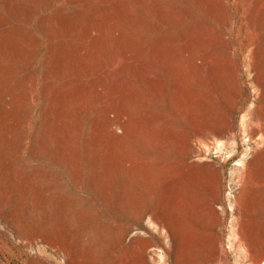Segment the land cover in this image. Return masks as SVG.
Wrapping results in <instances>:
<instances>
[{"label": "rangeland", "instance_id": "obj_1", "mask_svg": "<svg viewBox=\"0 0 264 264\" xmlns=\"http://www.w3.org/2000/svg\"><path fill=\"white\" fill-rule=\"evenodd\" d=\"M253 93L264 0H0V264H169L127 246L132 187L225 155Z\"/></svg>", "mask_w": 264, "mask_h": 264}, {"label": "crops", "instance_id": "obj_2", "mask_svg": "<svg viewBox=\"0 0 264 264\" xmlns=\"http://www.w3.org/2000/svg\"><path fill=\"white\" fill-rule=\"evenodd\" d=\"M230 110L236 125L206 135L225 155L180 154L150 177V191L132 187L135 256L153 249L169 264H264V99ZM140 194L150 206L135 212Z\"/></svg>", "mask_w": 264, "mask_h": 264}, {"label": "built area", "instance_id": "obj_3", "mask_svg": "<svg viewBox=\"0 0 264 264\" xmlns=\"http://www.w3.org/2000/svg\"><path fill=\"white\" fill-rule=\"evenodd\" d=\"M234 188L233 187H229V189L226 191V196H228L229 198H231L234 194Z\"/></svg>", "mask_w": 264, "mask_h": 264}, {"label": "bare ground", "instance_id": "obj_4", "mask_svg": "<svg viewBox=\"0 0 264 264\" xmlns=\"http://www.w3.org/2000/svg\"><path fill=\"white\" fill-rule=\"evenodd\" d=\"M7 2V1H6Z\"/></svg>", "mask_w": 264, "mask_h": 264}]
</instances>
